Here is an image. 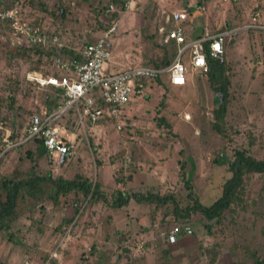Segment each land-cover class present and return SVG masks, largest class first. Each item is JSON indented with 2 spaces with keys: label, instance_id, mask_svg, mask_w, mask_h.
Here are the masks:
<instances>
[{
  "label": "rangeland",
  "instance_id": "rangeland-1",
  "mask_svg": "<svg viewBox=\"0 0 264 264\" xmlns=\"http://www.w3.org/2000/svg\"><path fill=\"white\" fill-rule=\"evenodd\" d=\"M13 1L0 0V8ZM254 1L260 3L255 9L264 15V0ZM19 2L25 19L38 21L47 31L56 29L74 49L100 36L114 20L108 19L112 12H105L108 0ZM186 4L191 9L202 7L196 15L208 17L204 27L210 33L223 26L215 18L222 21L229 16L232 28L246 22L239 18L236 3L220 0H133L126 8L115 5L117 24L109 37L108 63L116 60V69L135 63L149 65L164 44L158 26L167 29L165 15ZM238 30L223 42V60L231 77L222 124L226 136L219 137L210 128L216 94L208 88L204 75L189 70L179 88L170 86L165 76L149 81L146 94L130 99L116 123L99 120L90 130L87 122L82 126L77 123L72 111L65 112L59 123L73 143L68 160L56 167L46 157L24 160L16 149L24 141L29 115L43 108V96L52 93L49 86L25 81V72H55L48 59L43 58L37 69L28 68L33 61L25 56L8 59L6 55L14 46L8 30L0 25V175L25 165L64 180L79 173L87 180L99 181L104 198L90 201L89 196L69 191L57 194L55 203L43 201L38 210L18 196V216L9 229L11 240L0 238V264H23L24 260L58 264L57 257H61L59 264H253L254 257L263 259L264 172L244 174L227 211L218 222L206 226L198 214L183 223L174 222L171 215L162 218L159 210L152 215L151 205L132 198L119 207L111 206L117 192L150 190L183 195L177 175L180 164L193 192L208 204L229 175L226 160L233 150H246L255 159H264V30L261 34ZM125 54L133 61L126 62ZM7 94L13 96L14 106L19 105L16 112L7 108ZM79 203L82 208L78 211ZM173 226L179 228L178 239L168 253L162 250L166 249L163 235ZM139 241H143V250L134 258L133 248ZM94 252L101 256L89 262Z\"/></svg>",
  "mask_w": 264,
  "mask_h": 264
},
{
  "label": "built area",
  "instance_id": "built-area-1",
  "mask_svg": "<svg viewBox=\"0 0 264 264\" xmlns=\"http://www.w3.org/2000/svg\"><path fill=\"white\" fill-rule=\"evenodd\" d=\"M220 1L232 3L238 0ZM132 3L133 0H125L121 6L126 8ZM113 10L115 4L108 0L105 12ZM187 15L186 7L172 10L164 17L168 28H157V31L163 34L161 42L171 43L175 49L174 57L165 67L134 64L106 73L111 51L109 37L115 30L117 19H114L100 36L83 43L73 49L71 56H66L60 35L45 30L38 21L25 19L19 0L0 8V25L8 30L10 42L14 47L35 46L51 54L48 61L55 74L32 70L25 72L24 80L37 87L52 86L62 89V103L52 110L38 108L29 115L24 129V140L34 135L41 136L50 163L56 167L63 165L70 156L73 143L66 128L59 123L67 110H72L80 126L87 122L88 129L99 120L116 123L124 115L130 99H138L146 94L150 80L164 74L170 85L182 86L189 70L203 75L207 70L204 43L207 44L209 57L221 62L225 37L237 33L238 29H264V22H258V13L253 12L248 24L238 28H224L213 33L203 29L198 36L185 41L183 23ZM81 208L82 205L79 210ZM178 232L177 226L169 228L163 235V240L168 244L175 243ZM133 249L135 253H132V256L135 257L136 252L141 253L143 250V241H139ZM23 264L30 263L24 261Z\"/></svg>",
  "mask_w": 264,
  "mask_h": 264
},
{
  "label": "trees",
  "instance_id": "trees-1",
  "mask_svg": "<svg viewBox=\"0 0 264 264\" xmlns=\"http://www.w3.org/2000/svg\"><path fill=\"white\" fill-rule=\"evenodd\" d=\"M109 1H112L115 5H122L123 1L125 0ZM206 1L207 0H200L201 3ZM232 3H236L237 5V2ZM121 5L120 8H122ZM185 6L186 5H184V7ZM186 9L188 11L191 10L190 7H186ZM58 12L59 14H62V8L59 7ZM108 17L109 20L115 19L116 15L112 12ZM222 29H224L223 26L219 27L216 31H220ZM160 48V54L150 60L149 65L154 67H165L174 57L175 49L173 44H162L160 45ZM12 50V53H7L9 55H6V57L10 59L13 57L25 56L29 60L33 61V63L28 66V68L31 69H37L43 58L48 59L51 55L50 52L39 50L35 46H24L21 48L13 47ZM204 52L207 70L203 75L208 88L216 94L215 106L212 108V121L210 128L217 135H219V137L223 138V136H226V134L222 124H225V109L231 91L230 72L228 67L224 64L223 59L221 62H218L217 59H212L209 57L206 43H204ZM63 53L66 56H71L74 53V50L71 47L64 46ZM161 76L165 75L162 74L160 77ZM49 87H51L52 93L49 95L45 94L43 96L42 104L45 109L52 110L58 104L62 103V89L52 86ZM13 90L14 87L12 91ZM8 94L6 97L7 108H12V110L16 112L19 105L14 106V98L13 96L9 97L10 95ZM37 110L38 109H35L34 111ZM68 111L72 110H67V113ZM16 149L19 153H22L20 158L27 161L30 157H33L34 160H37L41 157L48 158L47 153L42 145V137L39 135H34L25 139L22 143L16 146ZM182 169L183 164H180L177 175L182 181V188L185 192L183 195L177 196L170 191L156 193L150 190H148L146 193L117 192V197L111 202V206L119 207L132 198L136 202H144L151 205L152 215L156 213L157 210H159L161 212L162 218L171 215L174 222L183 223L187 221L193 214H198L205 222V226L207 224H214L220 220L223 212L227 211L230 204L236 197V193L242 184L243 175L250 172H264V159H255L246 150H233L232 157L229 160H226V170L229 175L220 184L218 195L208 204L202 203L197 195L193 192L191 182L185 177ZM69 191L73 192V194L77 196H89L90 201H96L100 198L104 199L99 189V181H93L92 185L91 180L85 179L79 173H75L71 179L64 180L58 176H51L49 171L40 173L37 170H34L32 165H25L22 168H18L16 166L8 174L0 175V238L11 240L9 229L12 221L18 216L16 213L18 196H20L22 200L26 199L30 207H38V210H41L39 206L43 201L55 203L57 194H63ZM80 207L81 203H79L77 207L78 211ZM77 208H75V210ZM166 251L168 252V250ZM212 254H214V252ZM46 259H48V254ZM212 259L213 258L210 257V260ZM252 263L264 264V258L260 259L254 257Z\"/></svg>",
  "mask_w": 264,
  "mask_h": 264
},
{
  "label": "crops",
  "instance_id": "crops-1",
  "mask_svg": "<svg viewBox=\"0 0 264 264\" xmlns=\"http://www.w3.org/2000/svg\"><path fill=\"white\" fill-rule=\"evenodd\" d=\"M253 1V2H252ZM252 1H250V0H245V1H242V0H238L237 1V9H238V11H239V18H241V17H244L245 19H246V22L245 23H243V24H241L240 26H242V25H245V24H248V23H250L251 22V20H250V18H251V13H250V9H253V11H252V14H253V12H257L258 13V18H257V21L258 22H264V15H263V13H262V11H260V10H258V9H255V6H257L256 4H259L260 5V3H256L254 0H252ZM262 1V0H261ZM263 3V2H262ZM186 6H189V4H186ZM193 8L191 9V10H189V14L187 15V19H186V21L184 22V38H185V41L186 40H189L190 38H193V37H196V36H198L201 32H202V29H206L204 26H206V19L208 18L207 16L206 17H202V16H198V15H196V13L198 12V9H202V7H199V8H196L195 6H192ZM224 13V10L222 11V14ZM236 13V12H235ZM237 14V13H236ZM224 15V14H223ZM229 18V19H228ZM232 18V17H231ZM27 20H29V19H27ZM30 20H32V19H30ZM215 22L216 23H222V25H223V28H232V26L230 25L232 22H231V20H230V17L229 16H227V18L226 19H223L222 21H220V19H217V18H215ZM186 24H187V29H185L186 28ZM240 26H235V27H240ZM218 27H220V26H218ZM240 30H255L256 32H258V33H260L259 31H263L264 29H251V28H248V29H240ZM50 31H52V32H56L57 33V30L56 29H54V30H50ZM261 34V33H260ZM61 40H62V42H63V44H64V46L66 47H71L72 49H74V47H72L71 45H69L67 42H66V40L64 41V39L61 37ZM261 45H258L257 43H256V47H260ZM125 56V59H126V62H129V61H133V60H130L129 59V57H128V55L127 54H125L124 55ZM244 63H246V62H244ZM255 63H258L259 64V61H256ZM123 64H125V63H123ZM135 64H138V63H135ZM117 65H118V63H117V61L116 60H112V61H110L109 63H107V69H109L110 70V72H113V71H116V70H120V68H118V69H116L117 68ZM128 65H134V64H128ZM124 66V65H123ZM170 86H173V85H170ZM147 87H148V90H149V82L147 83ZM180 86H178L177 88H179ZM258 97V96H257ZM127 106V105H126ZM125 109H126V107H125ZM90 130H92V126L89 128ZM91 144H92V141L90 142ZM87 148H88V150H89V144H87ZM116 185V184H115ZM121 193H124V192H121ZM141 222H143V221H141ZM139 224H144V223H139ZM60 238V237H59ZM177 239H178V235H177V238H176V241H177ZM58 240V239H57ZM164 241V240H163ZM145 242V241H144ZM164 247L166 248V249H162V250H167V249H169V251L171 250V247H172V245H174V243L173 244H168V243H166L165 241H164ZM148 245V244H147ZM145 246V245H144ZM162 248V247H161ZM76 251L77 250H75V251H73V253L75 254L76 253ZM168 253H170V252H168ZM73 254V255H74ZM101 256V255H98L97 253H93V254H91V255H89V257H92V256H95V257H93V259H91V260H89V259H87V260H89V262H91V261H93V260H95L96 259V257L97 256ZM168 256L170 257V254H168ZM88 257V258H89ZM100 258V257H99ZM98 258V259H99ZM106 258V257H105ZM134 258H138V257H134ZM57 259H58V264L60 263L59 262V260H61V257H57ZM110 260H112V258L110 257ZM25 262H27V263H29L27 260H24ZM23 261V262H24ZM72 261V260H71ZM70 261V262H71ZM104 261H105V259H104ZM107 261V260H106ZM174 261V260H173ZM31 264V263H30ZM71 264V263H70ZM174 264H176V262L174 263Z\"/></svg>",
  "mask_w": 264,
  "mask_h": 264
}]
</instances>
